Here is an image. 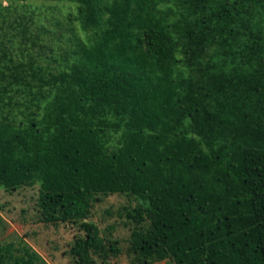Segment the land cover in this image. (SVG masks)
<instances>
[{
	"label": "trees",
	"instance_id": "1",
	"mask_svg": "<svg viewBox=\"0 0 264 264\" xmlns=\"http://www.w3.org/2000/svg\"><path fill=\"white\" fill-rule=\"evenodd\" d=\"M27 1L0 0V191L38 187L72 264L123 254L90 221L113 195L129 264H264V0H64V42Z\"/></svg>",
	"mask_w": 264,
	"mask_h": 264
},
{
	"label": "rangeland",
	"instance_id": "2",
	"mask_svg": "<svg viewBox=\"0 0 264 264\" xmlns=\"http://www.w3.org/2000/svg\"><path fill=\"white\" fill-rule=\"evenodd\" d=\"M30 10L41 14L44 26L57 38L64 42L67 24L65 15L74 10L73 6L64 0H29L19 11ZM56 23L60 26L57 28ZM49 44V35L43 37ZM52 43V46H54ZM38 187H25L12 193L0 191V245L12 246L20 250L27 246L36 252L46 264H72L67 251L76 229L71 225L47 226L39 221L36 207ZM133 205L123 196H109L101 198L93 205L90 221L96 224L101 231L113 225L112 237L119 242L123 254L106 264H129L125 254L129 227L125 226L123 219L119 218L122 207ZM99 264V263H98Z\"/></svg>",
	"mask_w": 264,
	"mask_h": 264
}]
</instances>
